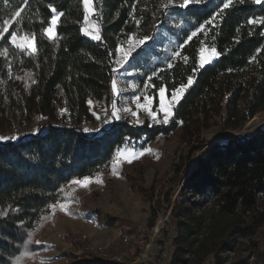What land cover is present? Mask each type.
I'll return each instance as SVG.
<instances>
[{
    "label": "trees",
    "instance_id": "obj_1",
    "mask_svg": "<svg viewBox=\"0 0 264 264\" xmlns=\"http://www.w3.org/2000/svg\"><path fill=\"white\" fill-rule=\"evenodd\" d=\"M223 1L190 0L179 7L183 0H99L100 39L94 40L81 32L82 0H0V31L19 12L11 30L18 37L34 34L37 46L28 55L11 44V32L0 37V130L33 117L48 123L0 141V264H27L36 256L34 235L45 227L51 206L70 199L73 179L109 173L117 149L160 134L177 137L184 149L172 179L202 150L172 205L176 237L169 264H264V125L205 147L204 132L217 120L224 130H237L264 113V23H248L264 20V3L226 0L223 9ZM49 5L63 13L53 40L43 34L53 14ZM176 7L197 34L182 44L170 68L149 80L156 102L160 87L170 95L192 79L170 122H115L86 133L81 125L93 120L90 105L108 101L117 46L128 36L151 40ZM204 45L215 48L218 58L199 67ZM147 195L153 201L152 191Z\"/></svg>",
    "mask_w": 264,
    "mask_h": 264
},
{
    "label": "rangeland",
    "instance_id": "obj_2",
    "mask_svg": "<svg viewBox=\"0 0 264 264\" xmlns=\"http://www.w3.org/2000/svg\"><path fill=\"white\" fill-rule=\"evenodd\" d=\"M97 2L99 0H94L93 4L95 14H89L87 22L83 20V28L100 37ZM224 3L229 2L224 0ZM193 32H197V29H193L192 22L186 21L182 10L176 7L168 11L153 38L148 40L145 46H137L135 41L140 38L135 36H131L130 43L128 36L117 46L112 60V81L108 101L102 105H90L93 120L83 123L82 130L88 134H95L115 122L123 121L137 126L143 123L148 125L169 123L172 117L167 123L162 122L163 113L159 111L158 90L157 101L154 102L149 77L159 69L168 67ZM87 36L93 39L92 36ZM129 49L130 62L122 66L121 61ZM201 49H204L203 53ZM211 49L206 45L200 48L198 65L201 54L208 56ZM145 95L152 97L150 107L152 111L157 112L160 122L149 115L146 107L138 109L133 101V97L138 96L140 104L144 105ZM170 99L171 94H166L165 103ZM113 111L117 112L118 119L112 116ZM133 112L136 115H133ZM263 116L264 113L258 114L249 123ZM47 124L45 119L33 117L29 123L20 127L0 130V141L8 142L13 140L12 137L34 133L40 128H45ZM236 131L224 130L222 123L217 120L215 126L204 132V138L207 139L205 147L211 142L225 141L229 134ZM249 131L251 130L242 133ZM182 147L177 137L162 134L145 144L140 141L132 143L120 148L127 149L129 153L135 150L136 155L131 158L130 163L115 155V161L119 159L120 162L109 173L92 178L87 187L71 183L70 199L62 202L66 210L61 209V203L52 207V215L44 221L45 227L41 231L38 229L34 235V241L39 249L36 256L27 264H67L84 263L85 260L91 259L102 260L93 251V248L98 246L119 254L123 259L121 264H169L176 237L175 226L170 218L172 205L179 199V191L186 178L197 167L194 168L193 165L202 152L200 150L193 154L178 178L172 179L173 163L178 160V155L184 152ZM142 151L143 154L140 155ZM126 176L137 184L136 189L129 187ZM140 187L147 191L142 192ZM150 191L153 194V201L147 199ZM166 197H169L168 203L164 201ZM153 212H156L155 215H152ZM205 264L212 263L208 260Z\"/></svg>",
    "mask_w": 264,
    "mask_h": 264
},
{
    "label": "snow or ice",
    "instance_id": "obj_3",
    "mask_svg": "<svg viewBox=\"0 0 264 264\" xmlns=\"http://www.w3.org/2000/svg\"><path fill=\"white\" fill-rule=\"evenodd\" d=\"M256 3H264V0H254ZM190 3V0H183V3L178 5L179 7H187V5ZM85 16L84 20L87 22L89 20V14H95L94 13V0H82ZM167 7V5L165 6ZM229 7L228 3L223 4V9H227ZM50 11L53 13L48 21L49 26L44 28L43 34L49 39L53 40L57 37V29L59 28V21L63 15V13H58L57 8L55 6L49 5ZM20 13L17 12L15 16L11 20H5L3 22V30L0 31V37L6 36L9 32H11L10 36V41L13 46L16 48L20 49L22 52H25L28 55L35 54L37 52V46H36V36L33 34L31 37L27 34L18 37V34L16 31H12V27H14V22L17 16H19ZM214 19V18H213ZM264 23V20H253L249 19L248 23L253 24V23ZM139 23V21H137ZM204 25H201V29H203ZM81 32L87 35L92 36L93 39H100L98 35H93L91 31L87 28H81ZM197 33L193 32L189 36V40L192 38V36H195ZM149 40V37L145 36L143 39H139L135 41V44L137 46H145ZM129 42H132V37L129 36ZM119 50V49H118ZM142 50V49H141ZM204 49H201V53H203ZM130 53L131 49H129V52H126L124 54V59L121 61V65L123 66L126 62H130ZM178 55V53H177ZM218 58V54L216 52L215 48H212L210 50V55L204 56L201 54L200 56V63L199 67H203L206 64L212 63L215 59ZM172 65L169 64L168 67L170 68ZM151 77H149V80ZM192 84V79L189 78L188 83L186 85H182L178 88H175L172 93H171V99L168 103H165L166 100V88L165 87H160L158 89V95L160 98V103H159V111L163 113V123H167L169 119L173 116L174 114V106L179 103L180 99L183 97L184 93L186 92L187 88L190 87ZM113 91H116V85L115 82L113 83ZM152 97H149L147 95L144 96L145 104L141 105L140 104V98L138 96L133 97V101L137 104L138 109L140 107H146L148 109L149 115L154 119L158 120L157 117V112L152 111L150 107V101ZM115 107V105H114ZM125 111H128V109H125ZM133 115H136L135 112L132 113ZM112 116L116 117L117 119L119 118L118 114L116 111L112 112ZM111 122V121H107ZM139 122V121H138ZM158 122H160L158 120ZM12 139H16V137H12ZM150 149H144V151H149ZM143 154V151L140 153V155ZM136 155L135 150H133L131 153L128 152L127 149H117L116 150V156L121 157L127 162H131V158ZM120 162L119 159H117L113 163V168L116 167V165ZM92 182V178L85 176L82 179H73L71 183L73 184H79L81 187H87L89 183ZM51 207H55V205H52ZM60 207L62 210H66L65 204L61 203ZM31 241L29 240V243Z\"/></svg>",
    "mask_w": 264,
    "mask_h": 264
},
{
    "label": "built area",
    "instance_id": "obj_4",
    "mask_svg": "<svg viewBox=\"0 0 264 264\" xmlns=\"http://www.w3.org/2000/svg\"><path fill=\"white\" fill-rule=\"evenodd\" d=\"M98 14H99V11L97 12V19H98ZM98 23L100 26L99 20H98ZM124 237L126 236L124 235ZM93 251L94 253L98 255L100 259H102L101 261H103L104 263L121 264L123 261L122 257L119 254L109 252L105 247L98 246L96 248H93Z\"/></svg>",
    "mask_w": 264,
    "mask_h": 264
},
{
    "label": "water",
    "instance_id": "obj_5",
    "mask_svg": "<svg viewBox=\"0 0 264 264\" xmlns=\"http://www.w3.org/2000/svg\"><path fill=\"white\" fill-rule=\"evenodd\" d=\"M253 118H251L250 120L246 121L243 125H241L236 132H234L233 134H229V136H227V139L229 138H233V137H236L238 135H240V133L246 131V130H252L256 127H260L262 125H264V116L261 117L259 120L255 121V122H251L249 123V121H251ZM226 139V140H227ZM225 140V141H226ZM224 142V141H223ZM212 143L214 142H211L207 147H209ZM206 147V148H207ZM199 159V158H198ZM198 159L196 160V164L194 165V168L197 166V162H198Z\"/></svg>",
    "mask_w": 264,
    "mask_h": 264
}]
</instances>
